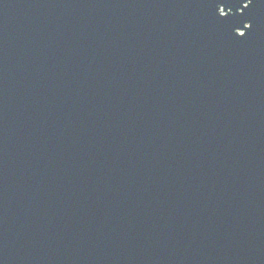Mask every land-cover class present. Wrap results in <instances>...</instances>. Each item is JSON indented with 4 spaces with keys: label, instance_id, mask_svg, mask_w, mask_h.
<instances>
[{
    "label": "water",
    "instance_id": "1",
    "mask_svg": "<svg viewBox=\"0 0 264 264\" xmlns=\"http://www.w3.org/2000/svg\"><path fill=\"white\" fill-rule=\"evenodd\" d=\"M0 264H264V0H0Z\"/></svg>",
    "mask_w": 264,
    "mask_h": 264
},
{
    "label": "flooded vegetation",
    "instance_id": "2",
    "mask_svg": "<svg viewBox=\"0 0 264 264\" xmlns=\"http://www.w3.org/2000/svg\"><path fill=\"white\" fill-rule=\"evenodd\" d=\"M224 13V12H223Z\"/></svg>",
    "mask_w": 264,
    "mask_h": 264
}]
</instances>
